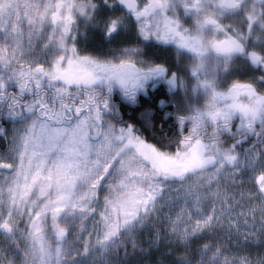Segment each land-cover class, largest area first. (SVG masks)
Returning a JSON list of instances; mask_svg holds the SVG:
<instances>
[{"label":"snow or ice","instance_id":"6c2138e0","mask_svg":"<svg viewBox=\"0 0 264 264\" xmlns=\"http://www.w3.org/2000/svg\"><path fill=\"white\" fill-rule=\"evenodd\" d=\"M0 264H264V0H0Z\"/></svg>","mask_w":264,"mask_h":264}]
</instances>
